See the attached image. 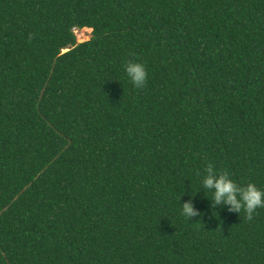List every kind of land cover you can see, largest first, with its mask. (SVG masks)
Returning <instances> with one entry per match:
<instances>
[{"label":"trees","instance_id":"16d2710c","mask_svg":"<svg viewBox=\"0 0 264 264\" xmlns=\"http://www.w3.org/2000/svg\"><path fill=\"white\" fill-rule=\"evenodd\" d=\"M210 164L264 190V0H0V264H264Z\"/></svg>","mask_w":264,"mask_h":264},{"label":"clouds","instance_id":"9594fccd","mask_svg":"<svg viewBox=\"0 0 264 264\" xmlns=\"http://www.w3.org/2000/svg\"><path fill=\"white\" fill-rule=\"evenodd\" d=\"M125 74L136 88H142L147 83L148 72L145 64L137 61H129L124 66ZM203 189L212 193L213 208L219 205H228V211L240 213L243 210L247 219L251 220L257 209L264 208V190L254 183L241 186L231 178L228 171L219 172L211 164L204 170L200 179ZM180 214L191 219L201 215L194 207L192 200L181 203Z\"/></svg>","mask_w":264,"mask_h":264},{"label":"rangeland","instance_id":"374dc122","mask_svg":"<svg viewBox=\"0 0 264 264\" xmlns=\"http://www.w3.org/2000/svg\"><path fill=\"white\" fill-rule=\"evenodd\" d=\"M92 31L93 30H90L87 28L76 29L75 33L77 35L78 42H83V41L89 40L92 36Z\"/></svg>","mask_w":264,"mask_h":264},{"label":"bare ground","instance_id":"6f19581e","mask_svg":"<svg viewBox=\"0 0 264 264\" xmlns=\"http://www.w3.org/2000/svg\"><path fill=\"white\" fill-rule=\"evenodd\" d=\"M87 28V27H86ZM87 29H90V30H92V28H87Z\"/></svg>","mask_w":264,"mask_h":264},{"label":"built area","instance_id":"2783aa9c","mask_svg":"<svg viewBox=\"0 0 264 264\" xmlns=\"http://www.w3.org/2000/svg\"><path fill=\"white\" fill-rule=\"evenodd\" d=\"M76 29H78V28H75V30H76ZM75 30H74V31H75Z\"/></svg>","mask_w":264,"mask_h":264}]
</instances>
